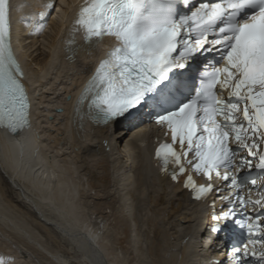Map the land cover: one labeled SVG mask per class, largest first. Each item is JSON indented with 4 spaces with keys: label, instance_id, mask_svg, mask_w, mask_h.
Here are the masks:
<instances>
[{
    "label": "snow or ice",
    "instance_id": "6c2138e0",
    "mask_svg": "<svg viewBox=\"0 0 264 264\" xmlns=\"http://www.w3.org/2000/svg\"><path fill=\"white\" fill-rule=\"evenodd\" d=\"M74 8L70 32L82 30L85 46L116 42L82 90L77 113L87 101L94 123L147 118L165 128L171 142L155 152L161 172L174 181L187 172L184 187L196 200L218 194L210 235H243L228 248L231 264H264V0H78ZM54 9L56 0H45L30 31H43ZM11 11L10 0H0V130L4 166L19 172L32 154L9 137L31 128L30 101L12 48ZM76 50L68 49L69 59ZM192 172L207 183L197 184ZM61 188L70 202L74 186ZM11 259L0 256V264Z\"/></svg>",
    "mask_w": 264,
    "mask_h": 264
},
{
    "label": "bare ground",
    "instance_id": "6f19581e",
    "mask_svg": "<svg viewBox=\"0 0 264 264\" xmlns=\"http://www.w3.org/2000/svg\"><path fill=\"white\" fill-rule=\"evenodd\" d=\"M73 1L60 0V11L35 33L27 27L31 0L15 7L34 128L9 137L17 150L22 140L32 154L19 172L4 166L6 133L0 130V256L11 257L9 264L16 258L32 264H231L230 239L209 232L216 198L196 200L184 187L185 174L174 181L161 172L153 154L163 134L158 125L144 118L101 126L82 107L77 113L98 56L79 49L76 59L67 58L69 48L77 49L68 43L71 25L64 28ZM60 86L68 95L63 117L51 120L45 99L60 96ZM45 180L54 183L51 190L41 187ZM65 182L74 186L70 202Z\"/></svg>",
    "mask_w": 264,
    "mask_h": 264
},
{
    "label": "rangeland",
    "instance_id": "374dc122",
    "mask_svg": "<svg viewBox=\"0 0 264 264\" xmlns=\"http://www.w3.org/2000/svg\"><path fill=\"white\" fill-rule=\"evenodd\" d=\"M65 89H66L65 86L64 87L63 86L62 87L60 86V88H59V94H60V96H57V95H55L53 93V94L50 95L51 98L50 97H47L45 99V101H47V102L45 103L46 106L44 105V107L45 108H48V109H52V112L50 113V116H53V118L51 120H55V118H57V116L60 113H61L60 114L61 117L58 116L59 119L61 120L62 117H63L65 97L68 96V95H65V92H66ZM50 93L51 92H49V93L47 92L46 93V96H48ZM60 97H63V98H60ZM45 108H43V109H45ZM58 120H57L56 123H59L60 124V120L59 121ZM54 129H55V127H54ZM15 263L16 264H32L31 262L26 261L23 258H16V259H14L13 264H15Z\"/></svg>",
    "mask_w": 264,
    "mask_h": 264
}]
</instances>
